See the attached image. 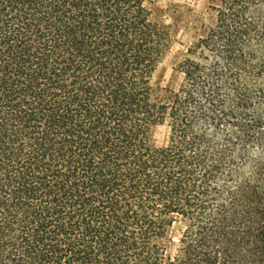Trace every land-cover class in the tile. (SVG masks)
Masks as SVG:
<instances>
[{"label": "trees", "instance_id": "16d2710c", "mask_svg": "<svg viewBox=\"0 0 264 264\" xmlns=\"http://www.w3.org/2000/svg\"><path fill=\"white\" fill-rule=\"evenodd\" d=\"M211 11L160 90L142 0H0V264H264V0Z\"/></svg>", "mask_w": 264, "mask_h": 264}, {"label": "rangeland", "instance_id": "374dc122", "mask_svg": "<svg viewBox=\"0 0 264 264\" xmlns=\"http://www.w3.org/2000/svg\"><path fill=\"white\" fill-rule=\"evenodd\" d=\"M219 0H142V4L152 12L155 20L162 21L169 27L171 44L160 63L154 85L160 90L174 89L181 77L175 69L183 59L186 50L202 32V25H210L214 19L212 7ZM159 95V93H157ZM160 95H163L161 93ZM167 130L159 128L155 134L158 146L166 143ZM261 164L264 168V150L261 153Z\"/></svg>", "mask_w": 264, "mask_h": 264}]
</instances>
